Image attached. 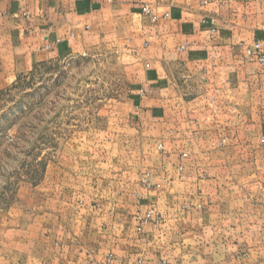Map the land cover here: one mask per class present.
I'll return each instance as SVG.
<instances>
[{
    "label": "rangeland",
    "instance_id": "1",
    "mask_svg": "<svg viewBox=\"0 0 264 264\" xmlns=\"http://www.w3.org/2000/svg\"><path fill=\"white\" fill-rule=\"evenodd\" d=\"M138 68L128 48L102 44L51 60L0 93V264H39L34 256L48 260L56 247L53 228L61 227L52 216L59 211L61 222L75 213L66 216L64 204L125 206L157 194L160 205L166 201L173 211L147 206L138 211L137 228L165 217L181 225L164 241L163 258L155 264H264V159L258 163L246 157L252 152L245 146L220 142L219 153L230 159L218 161L223 176L217 185L183 193L180 153L215 147L204 141L169 145L162 143L160 129L131 130L126 105ZM217 133L220 139L226 132ZM178 153L179 162L169 160ZM68 229L81 238L75 250L114 249L110 232L103 241L97 221L71 222Z\"/></svg>",
    "mask_w": 264,
    "mask_h": 264
},
{
    "label": "crops",
    "instance_id": "2",
    "mask_svg": "<svg viewBox=\"0 0 264 264\" xmlns=\"http://www.w3.org/2000/svg\"><path fill=\"white\" fill-rule=\"evenodd\" d=\"M144 5L158 14L156 23L142 14ZM255 41L264 43V0H0V93L51 60L84 54L102 44L128 48L139 67L126 105L131 130L160 129L162 143L169 145L204 141L215 147L204 153L186 147L180 153L184 170L179 184L183 193L189 187L196 193L217 185L223 176L218 161L230 158L219 153L220 142L245 146L252 152L246 157L258 163L264 159V65L246 53ZM218 128L226 132L220 139ZM180 154L169 160L179 162ZM157 197L125 206L106 201L60 206L66 216L75 213L61 222L59 211L52 216L61 226L53 228L56 247L48 260L34 256L35 262L155 264L163 258L164 241L181 225L165 217L158 225L137 228L138 211L147 206L173 211L166 201L161 206ZM95 221L103 228V241L110 232L113 251L75 250L73 244L81 238L68 226ZM111 252L117 261L108 260Z\"/></svg>",
    "mask_w": 264,
    "mask_h": 264
},
{
    "label": "built area",
    "instance_id": "3",
    "mask_svg": "<svg viewBox=\"0 0 264 264\" xmlns=\"http://www.w3.org/2000/svg\"><path fill=\"white\" fill-rule=\"evenodd\" d=\"M142 14L149 17L150 20L154 23H156L159 20V16L156 13V11L149 5H144V7L142 8ZM168 17H169V14L166 13L164 15V18H168ZM148 45L149 43L146 42L145 46H148ZM46 49H49V46H47ZM246 53L248 54V56H250L251 58H254L257 62L264 65V43L263 42L255 41L252 45L247 46Z\"/></svg>",
    "mask_w": 264,
    "mask_h": 264
}]
</instances>
